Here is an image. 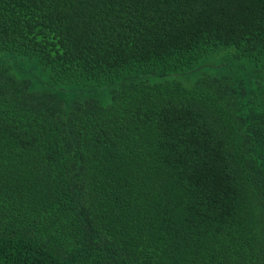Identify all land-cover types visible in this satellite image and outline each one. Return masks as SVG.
Segmentation results:
<instances>
[{"label": "trees", "instance_id": "1", "mask_svg": "<svg viewBox=\"0 0 264 264\" xmlns=\"http://www.w3.org/2000/svg\"><path fill=\"white\" fill-rule=\"evenodd\" d=\"M0 264H264V0H0Z\"/></svg>", "mask_w": 264, "mask_h": 264}]
</instances>
